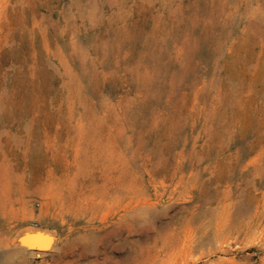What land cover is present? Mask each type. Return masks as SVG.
I'll list each match as a JSON object with an SVG mask.
<instances>
[{"label": "rangeland", "instance_id": "1", "mask_svg": "<svg viewBox=\"0 0 264 264\" xmlns=\"http://www.w3.org/2000/svg\"><path fill=\"white\" fill-rule=\"evenodd\" d=\"M13 1L0 264H264V225L215 227L248 180L264 199V21L237 6L224 24L222 0H26L19 27ZM26 231L48 247L19 246Z\"/></svg>", "mask_w": 264, "mask_h": 264}, {"label": "bare ground", "instance_id": "2", "mask_svg": "<svg viewBox=\"0 0 264 264\" xmlns=\"http://www.w3.org/2000/svg\"><path fill=\"white\" fill-rule=\"evenodd\" d=\"M9 1V0H8ZM223 1V3H222V5H223V7L221 8V10L219 11V17H221L220 18V20H221V22L222 23H224V24H226L227 23V21L228 20H232L233 19V17L231 16V13H233L232 11V8L236 11L237 10V6H240V7H242L243 8V11L245 12V17L247 18V20H249V21H251V22H255V23H257V22H259V21H264V0H254L255 1V3H253V0H251V1H247V0H235L234 1V4H233V6H231V7H229V9H230V11H229V13H228V15L226 14V10H227V1L228 0H222ZM155 2V1H154ZM25 3H26V0H15V1H13V3H12V7H11V9H9V11H11L10 13H12V14H14L15 15V19H16V21H17V23H18V26L20 27L21 25H22V18H21V15H23L22 14V12H23V7H24V5H25ZM249 3H252V4H249ZM9 4H10V2H9ZM2 5H5V0L3 1V3H1V0H0V10L2 9ZM7 10H8V8H7ZM51 10V9H50ZM40 16V15H39ZM46 18V17H45ZM89 22V21H88ZM51 25V24H50ZM78 25V24H77ZM81 26V25H80ZM45 27V26H44ZM225 28V27H224ZM77 29H78V27H77ZM46 31V30H45ZM47 32V31H46ZM77 32V31H76ZM230 32V31H229ZM79 34V33H78ZM230 42V41H229ZM238 45V44H237ZM17 52H16V50H11V51H9V53H5V54H7V57H5V59H10V58H12L13 56H15V54H16ZM252 59V58H251ZM225 63V62H224ZM231 64V63H230ZM262 66H261V72H260V81H261V84H263V87H264V62L261 64ZM228 67H230V66H228ZM231 68V67H230ZM229 68V70H232V69H230ZM227 69V68H226ZM229 70H227V71H229ZM233 71V70H232ZM246 71V70H245ZM246 74V73H245ZM252 76V75H251ZM253 78V77H252ZM251 79V78H250ZM249 79V80H250ZM259 84V83H258ZM261 84H260V87H261ZM228 86V85H227ZM259 87V86H258ZM257 91H258V89H256ZM264 90V89H263ZM3 90H1L0 91V98L3 96V92H2ZM242 101V100H241ZM238 105V104H237ZM240 105V104H239ZM259 108V107H258ZM245 109V108H244ZM258 121H257V130H258V132L260 131V132H263V133H261V135H260V137L259 138H256V140H254V143H255V145H253L252 146V148H253V150L251 151V153L252 152H256L257 153V156H259V155H261L262 154V150H264V107H262L259 111H258ZM20 124V123H19ZM26 128H27V125L25 126ZM18 128H20L19 127V125H18ZM17 128V129H18ZM25 129V128H24ZM23 129V130H24ZM257 132V131H256ZM29 133V132H28ZM27 133V134H28ZM255 147H256V149H258V151L255 149ZM224 154V153H223ZM231 157V156H230ZM229 158V157H228ZM252 160H254L253 159V157H252ZM255 160H256V158H255ZM252 162H254V161H252ZM233 165V164H232ZM215 168H217V167H215ZM228 168V167H227ZM225 171V170H224ZM217 172H219V170L217 171ZM226 172V171H225ZM216 174H218V173H216ZM219 176H220V174H219ZM217 177V176H216ZM250 179V178H249ZM220 180V179H219ZM218 181V180H217ZM216 181V182H217ZM217 183H219V182H217ZM248 187H247V190H244V193L242 194L243 196H242V199L240 200V201H238V203L237 204H235V205H232V209H233V211L231 210V207H230V205H229V207L230 208H227L225 205H222L223 206V209H224V206L227 208L226 210H224V211H222L223 213H221V214H219V212H220V210L216 213V215H218V217H216L215 216V218H216V221H215V227H216V231L217 232H220V231H224L225 229H228L229 230V226H231L230 227V230H235V231H245V232H249L250 234H252L253 232V230H255V229H258V228H262L263 227V225H264V199H262V200H259V199H256V197H254V195L252 194V192L253 191H251L252 190V188H253V186H252V183L248 180ZM219 186V185H218ZM245 186V185H244ZM215 188H216V186H215ZM215 191H217V189L215 190ZM214 191V194L216 193ZM218 192V191H217ZM226 198V197H225ZM215 199V198H214ZM227 200V199H226ZM208 201V200H207ZM215 202V201H214ZM260 203H261V208H263V210L262 211H260ZM220 206V205H219ZM219 209H221V207L219 208ZM143 210V209H142ZM212 216V215H211ZM214 216V215H213ZM232 216V217H231ZM202 219V218H201ZM230 219H233V224L232 225H229L228 226V222H229V220ZM199 220V219H198ZM211 221H212V219H211ZM214 221V220H213ZM199 222V221H198ZM206 223H207V221H206ZM208 223H209V220H208ZM213 223V222H212ZM204 224V223H203ZM198 225H200V224H198ZM204 225H206V224H204ZM204 225H203V227H204ZM200 227V226H199ZM202 227V226H201ZM213 228V227H212ZM204 229V228H203ZM210 229V228H209ZM209 229H208V231H209ZM215 229V228H214ZM264 229V228H263ZM211 230V229H210ZM229 230V231H230ZM252 233H251V232ZM261 231H262V229H261ZM264 231V230H263ZM262 231V232H263ZM191 232V231H190ZM189 232V233H190ZM216 232V233H217ZM226 232V231H225ZM228 232V231H227ZM226 232V233H227ZM31 233V231H26V232H23V234L21 235V237H22V240L20 239V241H23L24 239H26V240H28L29 239V235H27V234H30ZM186 233V232H185ZM192 233V232H191ZM194 233V232H193ZM209 233H210V231H209ZM229 233V232H228ZM26 234V235H25ZM245 234V233H244ZM185 235V234H184ZM183 235V236H184ZM189 235V234H188ZM187 235V236H188ZM192 236L194 235V234H191ZM230 235V234H229ZM254 235H256V234H254ZM201 236V235H200ZM203 236V235H202ZM210 236H212V234L210 235ZM219 236V235H218ZM226 236V235H225ZM238 236H239V234H238ZM249 236V235H248ZM247 236V237H248ZM197 237H199V236H197ZM229 237V236H228ZM243 237V236H242ZM190 238H193V237H190ZM189 238V239H190ZM217 238V237H216ZM225 238V237H224ZM223 238V240H224V242H225V239ZM227 238V237H226ZM231 238V237H230ZM185 239H187V237H185ZM204 239H205V236H204ZM219 239H220V237H219ZM219 239H218V241H219ZM234 239H235V237H234ZM192 240V241H191ZM193 240H195V239H190L189 241H190V243L192 242V244H193ZM242 240V239H241ZM40 242V240H36V242H34V243H38V242ZM199 241V240H198ZM202 241V240H201ZM221 241H222V238H221ZM14 242V241H13ZM184 242H185V240H184ZM220 242V241H219ZM235 242V241H234ZM188 243V242H187ZM196 243V242H195ZM202 243H204V242H202ZM216 243H217V241L215 242V245H216ZM221 243V242H220ZM22 243H20V245L19 246H21L22 247V245H21ZM183 244H185V243H183ZM191 245V244H190ZM194 245V244H193ZM200 245V244H199ZM192 246V245H191ZM186 247V246H185ZM200 247V246H199ZM198 247V248H199ZM192 248V247H191ZM209 248V247H208ZM196 249V248H195ZM192 250V249H191ZM204 250V249H203ZM217 250V249H216ZM219 250V249H218ZM189 251V250H188Z\"/></svg>", "mask_w": 264, "mask_h": 264}, {"label": "water", "instance_id": "3", "mask_svg": "<svg viewBox=\"0 0 264 264\" xmlns=\"http://www.w3.org/2000/svg\"><path fill=\"white\" fill-rule=\"evenodd\" d=\"M28 235H29L28 240L24 239L23 241H21L22 247L33 248V249H40V248L48 247V245H49L48 242L44 243V241L41 240V239L45 238V236L43 234L32 232L31 234H28ZM36 240H40V241H42V243L38 242V241H37L38 243H34V242H36Z\"/></svg>", "mask_w": 264, "mask_h": 264}]
</instances>
